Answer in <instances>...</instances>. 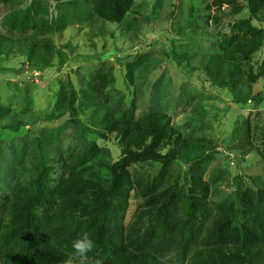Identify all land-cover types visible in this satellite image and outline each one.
<instances>
[{
	"label": "rangeland",
	"instance_id": "rangeland-1",
	"mask_svg": "<svg viewBox=\"0 0 264 264\" xmlns=\"http://www.w3.org/2000/svg\"><path fill=\"white\" fill-rule=\"evenodd\" d=\"M10 14L23 26L4 24ZM256 38L255 53L231 54ZM153 113L212 157L192 187L197 208L209 218L239 209L246 218L244 239L227 225L218 243L205 236L208 216L198 210L192 237L210 248L245 246L264 264V160L257 152L264 148V12L252 16L247 0H124L115 8L101 0H0V250L24 258L49 240L70 248L68 264H80L71 243L87 233L95 242L88 264H109L121 251L142 248L165 223L180 241H192L179 197L162 215L139 212L141 187L153 188L172 143L126 166L106 198L100 236L90 212L100 193L68 184L84 177L107 187L122 125H144ZM39 142L48 177L26 233L10 222L35 191ZM171 167L180 185L188 164ZM69 194L89 209L64 206Z\"/></svg>",
	"mask_w": 264,
	"mask_h": 264
},
{
	"label": "trees",
	"instance_id": "trees-1",
	"mask_svg": "<svg viewBox=\"0 0 264 264\" xmlns=\"http://www.w3.org/2000/svg\"><path fill=\"white\" fill-rule=\"evenodd\" d=\"M114 8L120 5L124 0H101ZM247 9L254 16L259 12H264V0H247ZM19 14H10L3 22L9 28L23 26L18 24ZM259 38L251 41L245 40L238 42L235 49L231 52L233 55H251L260 47ZM121 136L125 140L121 143V156L113 164H106L111 174L110 183L104 187L100 182L90 178L79 177L76 180L69 179L68 184L80 187H94L99 192V197L92 204L91 213L95 222V234L100 236L104 227L103 216L105 213L106 198L110 196L114 188L117 187L122 173H126V166L143 162L151 157L153 152H162L170 143L174 149L160 161L163 164L159 175L156 177L152 189L146 185L141 187L142 206L139 209L141 216L149 217L153 215H162L168 207V202L175 197H179L184 211L185 221L183 223V233L187 239L192 237L197 231V224H193L190 218L195 220L198 210L208 216L205 227V236L209 240H215L218 243L223 242V231L227 225L234 226L239 231V236L244 239L247 230L245 226V216L241 210L233 211L231 214L217 213L209 218L208 209H198L192 196V187L197 185L200 174L204 172L211 156L205 154L203 146L200 144H188L178 130L169 122V117L164 114H151L144 125L136 123L134 125H122ZM39 142L37 144V153L34 158L35 166V191L24 197V210L18 214L13 211L10 225L20 227L24 232L32 231V210L40 198L44 189L46 174V152ZM199 150V153L197 152ZM259 156L264 160V148L257 149ZM179 160L188 164L187 171L183 174V182L179 185V178L174 177L171 163ZM240 190V189H239ZM241 192H239L240 194ZM62 204L76 205L81 209L88 210L87 201L77 195H67L62 199ZM94 212V213H93ZM21 216V217H20ZM165 228L150 239L142 248L126 249L116 254L109 264H258L255 263L254 255L248 251L247 247L229 248L224 245H214L210 248L197 242V239L180 241L171 231L170 223H165ZM192 231V232H191ZM172 233V234H171ZM195 241V243H194ZM68 251L70 248L63 243L54 241H45L38 245L29 254L21 258V254L14 250H0V261L8 257L11 264H68ZM93 250L91 254H93ZM89 264H96L94 259L89 260Z\"/></svg>",
	"mask_w": 264,
	"mask_h": 264
},
{
	"label": "clouds",
	"instance_id": "clouds-1",
	"mask_svg": "<svg viewBox=\"0 0 264 264\" xmlns=\"http://www.w3.org/2000/svg\"><path fill=\"white\" fill-rule=\"evenodd\" d=\"M71 247L74 256L79 259L80 264H88L89 253L92 252L95 247V242L87 233H84L72 241ZM0 264H3V262L0 261Z\"/></svg>",
	"mask_w": 264,
	"mask_h": 264
}]
</instances>
